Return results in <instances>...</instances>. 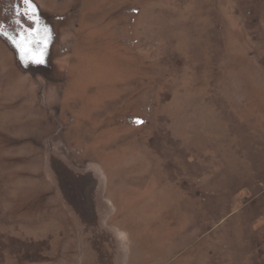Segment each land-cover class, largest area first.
<instances>
[{
  "label": "rangeland",
  "instance_id": "1",
  "mask_svg": "<svg viewBox=\"0 0 264 264\" xmlns=\"http://www.w3.org/2000/svg\"><path fill=\"white\" fill-rule=\"evenodd\" d=\"M0 39V264H264V0H31ZM46 59V60H45Z\"/></svg>",
  "mask_w": 264,
  "mask_h": 264
},
{
  "label": "flooded vegetation",
  "instance_id": "2",
  "mask_svg": "<svg viewBox=\"0 0 264 264\" xmlns=\"http://www.w3.org/2000/svg\"><path fill=\"white\" fill-rule=\"evenodd\" d=\"M32 3L36 6L37 11H32L22 0H0V39L5 43L9 39H20L22 36L26 42L35 44L34 48L37 52L35 55L38 56L44 49L48 56L53 45V32L46 27L47 15L42 13L34 2ZM5 45L9 48L7 43ZM15 61L22 71L29 74L40 73L41 70L47 71L48 69V65H41L36 61L31 65H25L28 59L16 60L15 57Z\"/></svg>",
  "mask_w": 264,
  "mask_h": 264
},
{
  "label": "water",
  "instance_id": "3",
  "mask_svg": "<svg viewBox=\"0 0 264 264\" xmlns=\"http://www.w3.org/2000/svg\"><path fill=\"white\" fill-rule=\"evenodd\" d=\"M23 2V0H22ZM32 6L29 7L32 11H37L36 6L31 2ZM5 43H7V45L9 46L10 50L13 51L15 53V57L16 60L18 59H22V60H27L28 62L25 65H31L33 64L34 61H39L42 59V57H45V51L44 49H42V51L37 55V52H35V44H32V42H26V39L23 38L22 36L20 37V39H15L12 38V40H8ZM45 47H46V43H45ZM17 51V52H15Z\"/></svg>",
  "mask_w": 264,
  "mask_h": 264
},
{
  "label": "snow or ice",
  "instance_id": "4",
  "mask_svg": "<svg viewBox=\"0 0 264 264\" xmlns=\"http://www.w3.org/2000/svg\"><path fill=\"white\" fill-rule=\"evenodd\" d=\"M23 3H24L26 6H29V7L32 6V4H31V0H23ZM37 62H42V59L39 60V61H37Z\"/></svg>",
  "mask_w": 264,
  "mask_h": 264
}]
</instances>
